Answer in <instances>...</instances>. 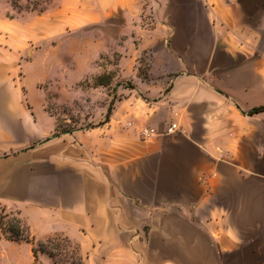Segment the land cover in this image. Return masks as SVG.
Listing matches in <instances>:
<instances>
[{
  "label": "crops",
  "instance_id": "0c3cea01",
  "mask_svg": "<svg viewBox=\"0 0 264 264\" xmlns=\"http://www.w3.org/2000/svg\"><path fill=\"white\" fill-rule=\"evenodd\" d=\"M89 25L133 86L109 122L107 106L61 130L42 84L78 63L53 53ZM262 106L264 0H0V204L37 239L77 241L84 264H264Z\"/></svg>",
  "mask_w": 264,
  "mask_h": 264
},
{
  "label": "rangeland",
  "instance_id": "374dc122",
  "mask_svg": "<svg viewBox=\"0 0 264 264\" xmlns=\"http://www.w3.org/2000/svg\"><path fill=\"white\" fill-rule=\"evenodd\" d=\"M9 1H13L17 10L36 9L38 11L54 6L57 2V0ZM103 28L106 30H103L100 25H89L81 31L71 29L63 37L62 47L57 48L53 53L57 55L61 51L64 53L66 51L70 60L71 58L80 57L77 64H70V67L74 69L69 67L67 76H61L60 71V80L56 79L51 83L42 84V86L50 87V91H54L52 93L56 95L54 97L50 94V104L54 103L57 98L63 100L66 105L57 111L58 124L61 130H70L79 126L89 127L101 117L100 114L105 107L109 106L112 98L116 100L121 97L123 92L120 89L124 86L123 84L133 86L131 82L118 80V78L117 82L111 79V84L105 87L96 84L100 81H107L108 77L112 78L115 73L118 75L120 70L118 66L120 52L116 51L114 53L113 47L110 48L107 43L106 45L102 44L103 40L108 41L107 25H104ZM112 52L113 55H111ZM145 68V64H143V72ZM73 80L81 81L76 85L66 83V81ZM57 91L62 94H58ZM105 115L102 116V120ZM0 206H5L7 211L13 212V215H19L22 218L18 208L8 204H0ZM22 220L31 235H33L27 221L23 218ZM64 237L65 235L55 234L47 239L40 240L34 236L36 242L47 243L46 247L55 255L52 257L47 253H39L38 259L35 260L32 253V244L25 241L7 240L0 231V264H78L81 259L85 263L86 257L80 249V244L72 239L66 240Z\"/></svg>",
  "mask_w": 264,
  "mask_h": 264
},
{
  "label": "trees",
  "instance_id": "16d2710c",
  "mask_svg": "<svg viewBox=\"0 0 264 264\" xmlns=\"http://www.w3.org/2000/svg\"><path fill=\"white\" fill-rule=\"evenodd\" d=\"M112 78L108 77L107 81H105V80L100 81L96 84L108 86L110 84V81ZM98 79H100V77H98ZM132 88H134V87H132ZM114 106H115V100H114V98H112V100L108 106L105 118L100 124H103V123L110 121L111 115H112L113 110H114ZM263 110H264V106L257 107V108L252 109L250 111V114L258 113V112L263 111ZM0 231L2 232V234L5 236V238L7 240L16 241V242L25 241L27 243L32 244V253H33L35 260L38 259L39 253H47L52 257L55 256L54 253H52L46 247L47 243L36 242L34 236L31 235L29 230L24 225L22 218L19 215H16V216L13 215V212L7 211V208L5 206H0ZM64 238L66 240H70V238L67 236H65ZM48 241H50V240H48ZM78 264H84V261L81 259V261Z\"/></svg>",
  "mask_w": 264,
  "mask_h": 264
},
{
  "label": "built area",
  "instance_id": "2783aa9c",
  "mask_svg": "<svg viewBox=\"0 0 264 264\" xmlns=\"http://www.w3.org/2000/svg\"><path fill=\"white\" fill-rule=\"evenodd\" d=\"M144 1H151V0H144ZM152 1H161V0H152ZM227 2H231L233 0H226ZM178 129V125L176 123L171 124L169 127L166 128V130L164 131V134H173L176 130ZM157 133V129L153 128V127H144L141 130V134L143 137L148 138L154 134Z\"/></svg>",
  "mask_w": 264,
  "mask_h": 264
}]
</instances>
